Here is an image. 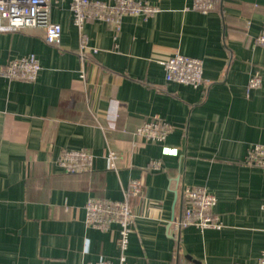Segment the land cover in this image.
I'll return each mask as SVG.
<instances>
[{"label":"crops","instance_id":"crops-1","mask_svg":"<svg viewBox=\"0 0 264 264\" xmlns=\"http://www.w3.org/2000/svg\"><path fill=\"white\" fill-rule=\"evenodd\" d=\"M136 1L155 11L123 16L117 33L88 21L82 58L71 0H51L58 46L41 28L0 33V68L27 55L40 64L33 82L0 75V264L116 262L118 226L90 227L85 204L122 200L132 179L142 190L128 200L125 264H255L264 252V169L245 159L264 146V0H215L206 12L194 0ZM175 52L199 59L207 84L166 82L160 62ZM155 118L171 127L176 157L134 136ZM78 149L93 155L91 171L55 165ZM185 186L214 195L219 230L179 228Z\"/></svg>","mask_w":264,"mask_h":264},{"label":"built area","instance_id":"built-area-1","mask_svg":"<svg viewBox=\"0 0 264 264\" xmlns=\"http://www.w3.org/2000/svg\"><path fill=\"white\" fill-rule=\"evenodd\" d=\"M215 0H194L193 7L201 12H206L214 7ZM51 0H0V33L15 32L29 28H41L44 32V41L50 46H58L61 39V28L50 20ZM72 22L80 38V58L86 48V37L83 32L88 21H100L107 24L114 32L120 30L123 16L143 17L151 15L155 8L136 0H115L107 3L101 0H71ZM255 43L264 47V31L256 38ZM164 71L165 81L198 87L205 81L202 75V63L199 59L173 53L160 62ZM40 71V64L33 55H27L10 60L0 68V75L9 81L33 82ZM260 81L253 77L249 87H257ZM205 84H207L205 82ZM171 127L159 119L144 122L138 127L134 136L152 144L160 146L162 156L176 157L177 148L164 144ZM246 163L264 169V146L255 145L247 150ZM108 167L117 170L120 156L108 149ZM94 157L85 150H67L62 152L55 160V165L66 174H77L91 171ZM159 160L149 163V169L159 170ZM142 182L140 179L129 181L124 191L122 200L113 201L100 198H89L85 204V221L93 228L106 230L109 225L118 226L116 247L118 257L116 262L100 257L96 262L88 264H125L128 236L132 230L133 218L129 197L141 194ZM184 208L180 227L193 226L200 231L219 230L221 222L213 212L215 197L213 194L200 187L185 186L181 193ZM264 210V206H263ZM241 264V263H239ZM255 264H264V252Z\"/></svg>","mask_w":264,"mask_h":264}]
</instances>
